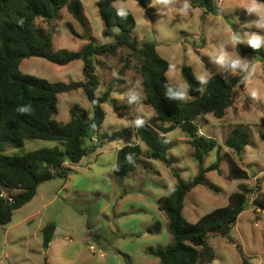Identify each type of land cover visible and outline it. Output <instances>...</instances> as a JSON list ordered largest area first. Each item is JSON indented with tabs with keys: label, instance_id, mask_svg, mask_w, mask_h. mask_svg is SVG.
<instances>
[{
	"label": "rangeland",
	"instance_id": "1",
	"mask_svg": "<svg viewBox=\"0 0 264 264\" xmlns=\"http://www.w3.org/2000/svg\"><path fill=\"white\" fill-rule=\"evenodd\" d=\"M81 1L96 42H113L119 29L106 27L99 15V0ZM252 3L253 0H220L219 15L194 7L189 0H123L114 4L118 11L134 16L137 27L133 35L139 41L156 44L159 55L170 63L167 73L170 84L180 87L186 100L192 99L183 75L186 66L201 84L215 75L235 82L234 104L226 116L217 119L210 114L200 117L197 123L200 135L214 138L221 146L236 126L249 133L250 143L242 155L225 146L220 154L217 149L212 151L204 167L218 164V169L207 173L209 184L198 186L187 195L183 210L184 217L196 224L204 215L227 206L230 195L239 186L245 184L252 190L246 209L229 236L209 235L207 244L215 255L210 264H264V212L253 205L256 194L264 193V142L260 138L264 120V55L258 51L264 50V19L248 11ZM255 3L264 7L257 0ZM37 25L52 33L56 50L78 51L87 44L82 37L84 29L65 9L58 19L38 20ZM254 36L260 37L256 47L250 43ZM233 37L237 38L235 43ZM238 43L255 51L242 55ZM124 53L118 51L114 57L98 58L97 72L102 85L96 96L102 97L109 85L118 81L111 96L117 100V108L112 103L103 106L106 118L99 131L101 143L93 142L92 136L85 138L83 145L96 146L95 152L71 169L67 178L40 186L43 198L37 196L33 201L39 211L33 225L23 222L20 216L26 212L23 209L15 212L12 222L0 226V264H112L110 257L116 258L115 264H160L159 258L150 255V250L163 249L173 241L161 201L176 185V173L188 181L199 173L200 164L193 157L189 136L181 129L162 135L170 145L172 165L145 154L147 146L136 130L141 122L148 123L155 112L144 104L143 79L137 71L139 62L131 56L125 61ZM221 54L228 56L223 63L219 59ZM20 70L51 83L85 80L80 60L60 66L41 57H30L22 61ZM74 105H80L92 115L91 103L82 90H77L59 95L56 119L68 122ZM124 129L129 134L121 140L104 139ZM131 144L142 146L147 165L141 163L121 180L114 172L118 151ZM55 145V142L28 140L23 151ZM15 152L20 151L11 149L7 153ZM226 154L248 172V179L230 177ZM50 223L56 225L59 233L46 249L43 233L37 228ZM157 224L161 226L160 232H149ZM124 255L130 257L131 263Z\"/></svg>",
	"mask_w": 264,
	"mask_h": 264
},
{
	"label": "trees",
	"instance_id": "2",
	"mask_svg": "<svg viewBox=\"0 0 264 264\" xmlns=\"http://www.w3.org/2000/svg\"><path fill=\"white\" fill-rule=\"evenodd\" d=\"M123 0H99V15L108 29L118 28L114 41L99 44L91 35V25L84 13L81 0H0V226L12 222L14 213L31 202L39 187L57 178H67L71 166L80 165L96 146L85 147L83 140L101 143L99 131L105 121V103H112L117 108V100L112 93L117 82L109 85L102 97L96 91L102 85L97 72L99 57L110 58L118 51L125 52V61L134 57L139 62L137 71L142 76L145 94L144 104L151 107L155 116L137 126V135L147 146V152L139 144L122 147L118 151L115 175L124 180L143 163L145 154L169 165L170 145L163 139L176 129H181L190 138L194 148L193 157L200 164L199 173L190 180H183L178 173L177 183L169 196L161 201V209L169 219V231L173 241L163 249L150 250V255L159 258L160 264H210L215 260L214 251L207 244L210 234L229 236L248 204L252 190L245 184L229 197L225 207L217 208L204 215L196 223H190L183 214L187 195L198 186L208 183L207 173L218 169V164L204 167L207 156L217 149L218 154L225 147L242 155L250 143L249 133L236 126L225 140L224 146L217 140L200 135L197 123L200 117L214 115L223 119L234 104L233 88L235 82L215 75L203 84L199 82L193 70L183 69L185 80L190 86L191 100H186L183 90L170 84L167 73L170 63L162 58L154 42L139 41L133 35L137 27L134 16L118 11L114 4ZM194 7L205 9L207 13L219 15L220 0H189ZM264 4V0H257ZM67 10L84 29L83 38L87 40L78 51L55 49L52 33L38 27L37 21H51L60 17ZM242 55L255 51L238 43ZM264 55V50H258ZM41 57L51 63L66 66L80 60L83 62L84 81L71 83H51L33 75L24 74L20 66L24 59ZM239 79V78H238ZM82 90L92 105V115L74 105L70 109V120L59 122V95ZM260 138L264 142V120ZM129 131L107 135V141H119ZM93 137H98L97 142ZM42 140L55 142L54 147L23 151L26 141ZM19 150L8 154V150ZM145 153V154H144ZM230 177L234 180L248 179V172L226 154ZM70 165V166H68ZM3 192L7 197H2ZM254 207L264 211V193H257L253 200ZM56 230L50 223L44 227L43 244L48 249ZM160 224L149 229L159 233ZM127 262L130 257L124 255Z\"/></svg>",
	"mask_w": 264,
	"mask_h": 264
},
{
	"label": "crops",
	"instance_id": "3",
	"mask_svg": "<svg viewBox=\"0 0 264 264\" xmlns=\"http://www.w3.org/2000/svg\"><path fill=\"white\" fill-rule=\"evenodd\" d=\"M219 6H220V4H219ZM68 166H70V165H68ZM73 169L75 168V166H71ZM40 188V187H39ZM40 197L41 199L43 198V197H41V194H40V192H39V189H38V193H37V195L35 196V198L36 197ZM34 198V199H35ZM34 199L31 201V202H29L28 204H26L25 206H23L22 208H20L19 210H17L16 211V213L17 212H19V211H22L23 209H26V212L24 213V212H22L21 214H20V216L21 217H23V222L24 223H28L29 225H33L34 224V222H33V219L35 218V216L37 215V213L39 212V211H37V209H36V206L33 204V201H34ZM41 206V205H40ZM39 208V207H38ZM14 215H15V213H14ZM14 217V216H13ZM13 220V219H12ZM43 226H40L39 225V227L37 228V230H39L40 232L43 230ZM59 232H58V228L56 227V230H55V233H54V237H53V240H52V242H51V244L53 243V241H55L57 238H56V236H57V234H58ZM50 244V245H51ZM93 250V249H92ZM112 260L113 262H111L112 264H115V262H116V258H112V257H110L109 258V260Z\"/></svg>",
	"mask_w": 264,
	"mask_h": 264
},
{
	"label": "clouds",
	"instance_id": "4",
	"mask_svg": "<svg viewBox=\"0 0 264 264\" xmlns=\"http://www.w3.org/2000/svg\"><path fill=\"white\" fill-rule=\"evenodd\" d=\"M165 2H168V0H165ZM187 7H188V5L185 4V8H187ZM248 11H249V12H256L258 15L261 16L262 19H264V7H262V6H260V5H257V4L255 3V0H253L252 5L249 6ZM232 39H233V42H234V43H235L236 40H237L236 37H233ZM259 41H260V37H259V36H254V37L251 39L250 43H251L254 47H256V46H258ZM219 59H220V62L223 63L225 60L228 59V56L225 55V54H221V56H220ZM233 63H234V64H235V63H239V61H233ZM200 79L203 80L204 77H200ZM180 95L183 96L184 94H183V93H180Z\"/></svg>",
	"mask_w": 264,
	"mask_h": 264
},
{
	"label": "built area",
	"instance_id": "5",
	"mask_svg": "<svg viewBox=\"0 0 264 264\" xmlns=\"http://www.w3.org/2000/svg\"><path fill=\"white\" fill-rule=\"evenodd\" d=\"M95 141H96V138H95ZM2 197H7V193L6 192H3V194L1 195ZM93 249V247H92Z\"/></svg>",
	"mask_w": 264,
	"mask_h": 264
},
{
	"label": "water",
	"instance_id": "6",
	"mask_svg": "<svg viewBox=\"0 0 264 264\" xmlns=\"http://www.w3.org/2000/svg\"><path fill=\"white\" fill-rule=\"evenodd\" d=\"M264 212V211H263Z\"/></svg>",
	"mask_w": 264,
	"mask_h": 264
}]
</instances>
